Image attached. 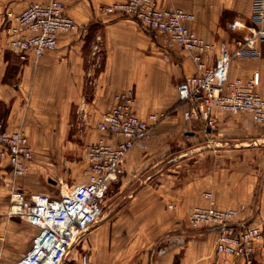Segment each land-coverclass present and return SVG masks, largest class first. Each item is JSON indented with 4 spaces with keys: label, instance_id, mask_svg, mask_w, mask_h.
<instances>
[{
    "label": "crops",
    "instance_id": "obj_1",
    "mask_svg": "<svg viewBox=\"0 0 264 264\" xmlns=\"http://www.w3.org/2000/svg\"><path fill=\"white\" fill-rule=\"evenodd\" d=\"M37 1L43 0H0V119L10 130L22 127L29 135L30 110L40 105L45 107L42 113L62 124L70 121L74 106L82 117L101 120L115 96L130 91L137 98L140 117L170 114L129 152L120 195L128 193L130 198L112 221L87 233L73 251L81 246L87 253L77 252L75 264H83L85 255L90 264H245L218 254L219 231L192 227L188 216L193 208L209 205L204 193L211 192L220 208L240 212L238 225L264 223V125L248 114L223 113L211 139H206L203 119L186 121L179 102L178 87L198 74L197 64L168 36L146 31L135 20L101 12V7L121 0H70L67 12L79 31L61 34L58 48L40 59H20L7 45L5 13H21ZM159 1L164 8L194 14L189 27L230 50L254 28L253 0ZM225 14L233 20H226ZM242 18L248 22L245 29ZM207 63L213 65L211 60ZM256 73L257 91L264 97V54L260 59H235L230 77L249 81ZM88 75H95L89 96ZM26 91H31L29 98H23ZM65 125L63 132L68 131ZM91 131L96 142L114 140L97 129ZM166 155L170 156L165 159ZM17 186L28 195L40 190L32 173L18 180L9 175L0 184L3 264L15 246L19 224L13 218L18 216H9L5 198ZM115 198L114 203L121 199ZM28 231L32 240L38 234L35 227ZM256 261L264 264V241L257 245Z\"/></svg>",
    "mask_w": 264,
    "mask_h": 264
},
{
    "label": "built area",
    "instance_id": "obj_2",
    "mask_svg": "<svg viewBox=\"0 0 264 264\" xmlns=\"http://www.w3.org/2000/svg\"><path fill=\"white\" fill-rule=\"evenodd\" d=\"M69 1H37L21 13L7 10L3 29L10 51L22 60L40 59L58 48L61 34L78 32L79 25L67 12ZM100 10L135 20L146 31L168 36L193 59L199 72L179 85V102L186 121L203 119L206 139H211L218 116L223 113L248 114L264 125V97L257 91L259 74L249 81L230 77L235 59L263 58L264 0H253L254 28L234 50L225 43L215 44L199 36L189 27L195 20L194 14L179 8H164L159 0H121ZM209 60L213 65H208ZM169 116L154 113L140 117L135 95L131 91L119 93L96 126L99 133L114 140L101 139L85 147L84 182L68 184L61 179L58 197L39 192L28 195L20 188L12 189L9 216L26 218L38 229L31 249L17 264H66L91 228L100 223L104 203L113 184L123 175L129 152L148 139L157 124ZM34 153L27 132L22 127L10 130L0 119V184L9 175L16 180L28 175ZM204 197L209 205L193 208L188 216L189 225L217 229L218 254L245 264H260L256 253L258 243L264 241V223L238 225V210L220 208L211 192H205ZM83 264H90L89 256L83 257Z\"/></svg>",
    "mask_w": 264,
    "mask_h": 264
},
{
    "label": "rangeland",
    "instance_id": "obj_3",
    "mask_svg": "<svg viewBox=\"0 0 264 264\" xmlns=\"http://www.w3.org/2000/svg\"><path fill=\"white\" fill-rule=\"evenodd\" d=\"M225 19L230 21L233 20L231 14H225ZM241 20V25L244 29L247 28L248 22L243 18ZM95 45H99V42ZM94 77L95 75L87 76V86L85 90L87 96L91 95L93 92L94 85L92 82ZM30 94L31 91H26L23 94V98H29ZM27 100L28 99L24 101V104ZM27 108L30 109L29 106ZM44 108V106L40 105L30 110L33 111L30 114L33 126H28L27 130L31 143L34 145L35 153L32 169L28 175L32 173L36 177V182L40 183L39 193H44L51 197H58L60 196L58 182L61 179L68 184L85 181L87 166L83 158L84 149L87 145L96 142L95 133L91 130L96 129L100 118H93L92 120L84 118L80 115L78 108L74 106L72 108L70 121L63 123L66 124L64 127L67 128L68 131L63 132V124L58 121L57 117L42 113ZM160 124L161 122H159L157 126ZM169 156L170 155H166L164 158L166 159ZM120 186L121 177L113 184L109 192L108 198L104 203V214L98 225L112 221L116 211L124 208L126 202L129 200L130 197L128 193L121 198ZM17 187L20 188L19 186ZM9 194L5 198L6 202H8ZM115 197H120L121 199H119L117 203H114L116 200ZM13 218H18V232L16 234V242H14L15 246H12L8 250V256L5 260L6 264H17L31 249L33 242L31 236H29L30 232L28 231L34 227L30 221L22 217ZM7 220H9V218ZM23 221H25V223ZM13 225L16 226V224ZM78 250L79 251H75L69 255L66 264L76 263L74 259L78 256L77 252H81L82 254L87 253L86 250H82L81 246H79ZM0 261L1 264H3L2 259H0Z\"/></svg>",
    "mask_w": 264,
    "mask_h": 264
},
{
    "label": "water",
    "instance_id": "obj_4",
    "mask_svg": "<svg viewBox=\"0 0 264 264\" xmlns=\"http://www.w3.org/2000/svg\"><path fill=\"white\" fill-rule=\"evenodd\" d=\"M96 226L92 227L91 229H94Z\"/></svg>",
    "mask_w": 264,
    "mask_h": 264
}]
</instances>
